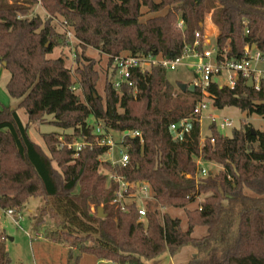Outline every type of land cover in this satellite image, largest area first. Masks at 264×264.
<instances>
[{
    "label": "trees",
    "instance_id": "1",
    "mask_svg": "<svg viewBox=\"0 0 264 264\" xmlns=\"http://www.w3.org/2000/svg\"><path fill=\"white\" fill-rule=\"evenodd\" d=\"M11 1L0 0V63L10 73L7 91L19 104L0 109V209L17 211L32 198L45 200L43 210L55 222L56 240L69 244L71 253L78 252L75 264L84 255L113 264H143L186 247L197 251V261L190 264H264V131L244 125L228 138L211 126L201 147V127L195 122L183 142H174L171 124L194 114L201 91L179 89L176 95L167 71L158 67L135 76L137 96L126 87L117 92L109 61L103 100L97 91V62L86 54L93 48L108 56L174 60L194 44L197 32L205 33V18L211 14L219 31V56L242 61L248 46L264 55V0ZM40 3L48 14L63 18L82 43L74 72L66 58H48L55 48L69 45L52 20L30 18ZM142 8L161 15L142 21ZM76 82L79 93L71 91ZM208 93L217 110L234 107L264 119V90L248 88L242 78L234 89L212 84ZM20 109L29 124L23 123ZM47 117H52V125L73 130L65 136L67 142L94 143L89 123L93 118L115 133L141 132L143 144L124 139L130 156L126 168L102 163L106 148L86 149L74 158L60 147L56 133L43 135L46 151L30 137L29 125H42ZM200 157L222 171L198 179ZM102 166L130 182L150 185L154 200L144 220L137 205L122 212L111 204L117 186L100 173ZM202 195L205 199L189 210ZM172 209L186 212L187 230L170 214ZM197 228L206 234L194 237ZM6 241L0 233V264L11 262Z\"/></svg>",
    "mask_w": 264,
    "mask_h": 264
},
{
    "label": "built area",
    "instance_id": "2",
    "mask_svg": "<svg viewBox=\"0 0 264 264\" xmlns=\"http://www.w3.org/2000/svg\"><path fill=\"white\" fill-rule=\"evenodd\" d=\"M180 28H184L183 21L179 23ZM63 33L67 38V44L70 49V57L72 65H76L78 48L75 44L77 38L74 32L67 26L66 22L62 24ZM248 33V31H247ZM111 62V71L115 74L113 88L117 92H121L124 87L133 91L137 96L139 91L136 86L135 76L142 77L147 73L152 72L154 68L161 67L168 71H177L180 67H186L193 71L195 75L194 85L196 89L201 91V99L197 103L194 114L178 123L171 124L169 132L174 142H183L187 136L191 134L194 128V123H199L201 127L203 114L209 109V105H213L208 89L212 84H217L221 88L227 87L234 89L237 81L242 78L248 83V80L253 77V88L256 91L264 90V55L255 47L250 46L245 49V58L242 61L228 60L226 55L219 56L216 47L212 45V40L207 33L197 32L195 34V42L192 46H186L182 56L168 60L162 56H133L130 54H121L118 56H108ZM74 72L75 68L70 67ZM228 74L227 81L222 82L223 73ZM74 93L81 92L79 82L71 88ZM214 107V105H213ZM215 108V107H214ZM216 109V108H215ZM211 126H217L219 130H226L233 128L234 125L231 120L221 119L216 115L207 117ZM92 131L95 137L94 143L88 139L67 142L63 138H59L60 147L72 152L73 157H79L86 149H93L94 147L106 148L107 153L112 154L118 142L121 146L119 150L118 159L111 156L108 161L113 167L126 168L130 163V156L127 149L123 146L125 138L139 139L143 144V137L139 131H124L122 133H115L104 125L103 122L97 121L92 126ZM118 135L119 141L115 138ZM209 136H204L201 132L200 144L201 147L205 144ZM211 144H215V139L211 138ZM212 162H206L202 157L197 159V178L206 179L212 172L207 165ZM110 181H112L117 189L114 193V200L112 205L122 212H127L130 205H137L141 220H144L148 213V204L153 201V192L150 185L146 182L134 181L130 182L126 177L117 174L109 173ZM5 215L10 217H17V220L22 219V216L16 210L8 209L1 210Z\"/></svg>",
    "mask_w": 264,
    "mask_h": 264
},
{
    "label": "rangeland",
    "instance_id": "3",
    "mask_svg": "<svg viewBox=\"0 0 264 264\" xmlns=\"http://www.w3.org/2000/svg\"><path fill=\"white\" fill-rule=\"evenodd\" d=\"M12 2L11 0H6ZM159 2V0H154ZM143 17L142 21H146L153 17L161 14H151L148 12L147 8H142L141 10ZM163 14V13H162ZM34 16H40L42 19H50L53 21V25L56 27L57 32L63 33L62 24L64 19L60 16H52L48 14L43 6L38 4L31 9L30 18ZM205 22L211 23L212 27H216L211 18V14L206 15ZM206 26V30H207ZM219 35V31L216 27ZM212 45L216 47V40L212 38ZM75 44L77 48L82 45L81 41L77 39ZM81 53V49H79ZM69 47H64L60 45L55 48L53 54L49 55L50 59H58L60 57L66 58V65L69 69L77 68L78 65H72L70 57ZM86 54L89 58L97 62L96 70L100 74V79L97 84L98 94L105 99V89H106V79L110 75L109 59L108 55L101 54L99 51L93 48H87ZM75 71V70H74ZM112 79H115V77ZM168 81L175 87L176 95L179 93V84H187L191 86L195 82V75L192 70L186 67H180L177 71L167 72ZM228 74L223 73L221 81H227ZM10 80V73L6 68L0 63V109L11 108L15 109L18 107L19 100L13 99L7 91V83ZM192 83V84H191ZM19 115L24 124H29V118L25 110L20 109ZM210 115H216L221 119L227 118L232 121L234 127L226 130H219V133L223 137L231 138L235 130H240L244 125H252L257 131H264V119L258 115H248L247 113L241 111L238 108L227 107L223 110H217L212 104L209 105V109L203 114V119L201 123V132L204 136H209L211 133L209 131L210 122L207 117ZM52 117H47L42 125L30 124L29 125V135L32 140L43 147L46 150L45 143L43 141L44 134L56 133L59 138L65 139L67 134L72 135L73 130L60 129L51 124ZM91 126H94L95 120L93 118L89 119ZM117 141H119L118 135H115ZM121 149L120 144L117 142L116 147L113 152V156L110 153L104 155L101 158V162L109 161L111 156L114 158H119V150ZM47 151V150H46ZM56 166V165H55ZM208 169L213 175H217L222 171L221 166L211 163L207 165ZM100 173L109 174L103 166L100 168ZM205 199V196H201L196 203L189 207V210L196 209L200 202ZM45 207V200L42 198H32L30 199L22 210H17V213L22 216V219L17 220V217H10L0 212V233L6 235V248L10 257V264H75L74 258L78 256L77 250L72 252L69 250V244H61L56 240L54 233H56L57 228L55 227V222L52 219L49 211L43 210ZM15 210V209H14ZM95 208L92 207V212ZM173 217L179 218L182 221V228L187 230V218L186 212L184 210H169ZM206 234L205 229L197 228L194 231V237L201 238ZM193 252L197 255V251L193 247H186L178 251L174 256L169 253L152 260H144L143 264H171V259L175 264H190L197 261L198 257H190V253ZM79 264H113L105 261H98L91 256H82Z\"/></svg>",
    "mask_w": 264,
    "mask_h": 264
},
{
    "label": "water",
    "instance_id": "4",
    "mask_svg": "<svg viewBox=\"0 0 264 264\" xmlns=\"http://www.w3.org/2000/svg\"><path fill=\"white\" fill-rule=\"evenodd\" d=\"M253 77H251L249 80H248V83H247V86L248 88H253ZM178 88L182 91V92H191V93H194L196 91V88L194 85H191V86H188L187 84H179ZM98 212H99V217H103V208H99L98 209Z\"/></svg>",
    "mask_w": 264,
    "mask_h": 264
},
{
    "label": "crops",
    "instance_id": "5",
    "mask_svg": "<svg viewBox=\"0 0 264 264\" xmlns=\"http://www.w3.org/2000/svg\"><path fill=\"white\" fill-rule=\"evenodd\" d=\"M206 26H207V23H206ZM205 32L207 33V35H209L210 37H211V39L212 38H215V39H217V37H218V32H217V30H216V27H212V25H211V23H208V26H207V30H205ZM203 237V236H202ZM191 255H190V257L192 256L193 258L195 257H197V255L195 254V253H193V252H191L190 253ZM82 260V259H81ZM171 264H175L174 262H173V260L171 259Z\"/></svg>",
    "mask_w": 264,
    "mask_h": 264
}]
</instances>
